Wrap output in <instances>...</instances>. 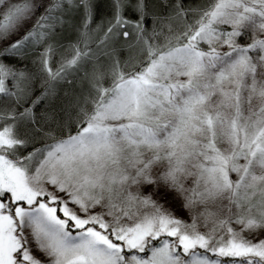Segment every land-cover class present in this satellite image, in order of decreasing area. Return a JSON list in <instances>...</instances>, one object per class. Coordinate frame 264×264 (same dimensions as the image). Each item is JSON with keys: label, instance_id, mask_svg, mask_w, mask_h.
Returning <instances> with one entry per match:
<instances>
[{"label": "snow or ice", "instance_id": "snow-or-ice-1", "mask_svg": "<svg viewBox=\"0 0 264 264\" xmlns=\"http://www.w3.org/2000/svg\"><path fill=\"white\" fill-rule=\"evenodd\" d=\"M0 264H264V0H0Z\"/></svg>", "mask_w": 264, "mask_h": 264}]
</instances>
